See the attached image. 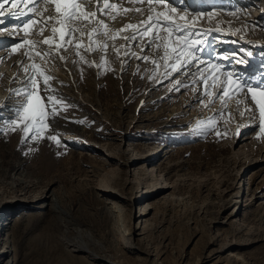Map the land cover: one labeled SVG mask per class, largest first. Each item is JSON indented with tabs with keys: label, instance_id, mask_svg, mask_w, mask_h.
<instances>
[{
	"label": "rangeland",
	"instance_id": "obj_1",
	"mask_svg": "<svg viewBox=\"0 0 264 264\" xmlns=\"http://www.w3.org/2000/svg\"><path fill=\"white\" fill-rule=\"evenodd\" d=\"M221 1L202 13L208 0H172L204 14L188 21L204 33L192 37L204 42L193 61L212 57L239 80L264 82V0ZM42 3L21 22L0 11V56L9 52L0 59V264H264V134L241 95L213 94L200 68H165L168 33L141 37L135 6L99 26L56 11L44 20L53 7ZM61 27L64 43L52 31ZM29 88L47 129L17 120L28 99L14 93Z\"/></svg>",
	"mask_w": 264,
	"mask_h": 264
},
{
	"label": "snow or ice",
	"instance_id": "obj_2",
	"mask_svg": "<svg viewBox=\"0 0 264 264\" xmlns=\"http://www.w3.org/2000/svg\"><path fill=\"white\" fill-rule=\"evenodd\" d=\"M24 2H27V0H24ZM41 2H43V0H41ZM52 2L55 4L56 12L58 14L64 16L65 23H67L68 21H71L72 19H76V18L82 17V18L87 19L89 15H91L93 17L95 16V13L88 14L86 12H81L80 11V4L77 3L76 0H52ZM147 2L149 4H151L153 2V0H147ZM155 2L158 4H163V3H165V0H155ZM12 6L16 7V4L13 3ZM105 6H107V5H105ZM0 8H3V5H0ZM137 11H139V9H137ZM171 11H172V13H175L176 9L172 8ZM0 14H2V13H0ZM155 16L156 17H163V21H161L158 18H154L153 16H149L148 22L154 21V23L152 24L151 27H145V29L142 32H140L139 35L141 37L144 35H148L152 31V28H157V29L163 28V30L168 33L167 43L165 45H163L165 50H164V55H163L162 59L165 61V68L171 67V69L173 71L180 72V71H182L184 66L188 65L189 63H191L196 58L195 53L198 50V46L201 45L202 43H204L201 40H193L192 37L194 35L203 36L204 33H193L191 31H189L187 23H185L183 25L178 24L175 21V19L171 18L167 13L159 12V13H156ZM49 19H52V18L50 17ZM180 19L184 20L185 18L180 17ZM148 22H145V24H147ZM35 23H36L35 20H31L28 22V24L25 25V27L27 28L28 25L35 24ZM57 23H59V21H57ZM98 23L103 24L102 21H98ZM104 27H107V25H104ZM133 27H137V26H133V25L127 26V28H133ZM52 31L54 34L59 32L61 41L64 40L65 31H64L63 27H61L59 29L53 28ZM180 33H185V34L181 35ZM68 35L70 36L71 32H69ZM135 38L136 37H132V39H135ZM173 38L175 39V41H184L183 45L180 46L178 44H173ZM154 39H163V38L159 37V33L157 32V35ZM32 43L34 44V42H32ZM43 43L52 45L53 41L52 40H44ZM150 43H152V42L150 41ZM155 46L157 48L161 47L160 44H156ZM56 47L59 48L60 45H57ZM76 47L79 48V47H81V45L78 44V45H76ZM18 48H19V45H16L13 47L12 51L15 52ZM25 55H28V54L25 53ZM36 55H41V53L37 52ZM43 55H50V53H44ZM248 55H251V53H248ZM173 57H174V62L171 65H169L168 61L170 59H172ZM61 59H64V57H61ZM142 59L147 60L148 58L144 57ZM221 59H230V57H221ZM236 62L245 63V61L239 60V59H237ZM152 63L156 64V66L159 67V64H157L156 61H152ZM211 67L213 69H219L221 66L220 65H211ZM33 68L35 70V65L33 66ZM221 74H223V73H221ZM166 75H167V73H166ZM209 75L211 76L212 73H209ZM154 78H155V73H154L153 77H151L150 79H154ZM43 79H44L45 84H47V81L49 79H51V77L44 75ZM201 79H204L203 73H201ZM217 79L218 78L213 79V87H215ZM226 80L228 81V87H230L232 84H236V87L240 91L245 92V89H246L245 95L250 93L251 99L256 101V104L259 106L260 119L262 121V123L259 125V129H260V132L262 134H264V100L258 99V97H264V82L256 81V85L253 86L250 83L240 81L239 77H234L232 73L226 74ZM35 83H36V81H35L34 77H29L28 84H35ZM175 83L179 84L180 81L177 80V81H175ZM205 87L207 89V85ZM19 94L25 95L26 99H28V105L22 106L20 109L17 110V120H20V119L31 120L34 124H40L45 129L49 128V125H47L45 122L46 121L45 110L43 108H39V107L33 108V106H32V90H31V88H29L28 91L24 92V93H20V92L14 93V95H19ZM238 94H239L238 92L234 91L232 93V96H235ZM218 95L219 96H229L227 88L226 87L222 88ZM231 98L232 97L229 96V99H231ZM42 99L43 98H41L39 96L35 97L37 104ZM48 99L54 105L56 103H58V101L56 100L55 97H49ZM238 103H239V101H238ZM247 110L249 112L251 111L250 108ZM52 111L55 114V112H56L55 107L53 108ZM17 120H13V121H11V123L16 124ZM28 131H29V129L27 128V126H25V128H24L25 135H27ZM217 135H220V133L217 132ZM50 139H52L53 141H55L59 145L60 140L57 138V135H55V134L52 135L50 137Z\"/></svg>",
	"mask_w": 264,
	"mask_h": 264
},
{
	"label": "bare ground",
	"instance_id": "obj_3",
	"mask_svg": "<svg viewBox=\"0 0 264 264\" xmlns=\"http://www.w3.org/2000/svg\"><path fill=\"white\" fill-rule=\"evenodd\" d=\"M126 1H128L127 2L128 6L126 5ZM178 1L179 0H176V2H178ZM227 1H229V0H227ZM40 2H41V0H27V2H24V0H0V5H3V8H0V11L2 10V12H5L3 14V16H1V18L2 17L7 18V16H10V17H12L13 21H16L14 19H18L20 17L19 21L21 22V21H23V19L25 17H28V15L31 13V11H35V7L38 6V4ZM76 2L80 4V11L81 12H86L88 14L95 13L94 17L89 15L86 20L87 21H88V19H90L91 21L94 20V22L97 25H99V26L103 25L105 22H107L106 19H104V17H106L107 19H111V15H112L113 12L114 13L118 12V14H119V12L123 11V8L128 9L129 6H132V8L135 6L134 9H139V11L142 13L144 19L142 20V24L141 25L144 26V27H149L151 24L154 23V21L148 22V17L149 16H153L154 18H158L161 21H163V17H156L155 16V14L159 13V12L167 13L171 18L175 19V21L177 23H182V24L187 23V25H189L188 24L189 20H197V19H200V18L204 17V14H197L196 16H194V15H190V14L181 12V10H179L177 8H175L176 12L172 13L171 9L174 8L173 5H171V4L174 3V2H172V0H165V3H163V4H158V3L155 2V0H153V2L151 4H149L147 2V0H76ZM208 2L209 3L207 5H205V7H204V4H200V7L196 8V9H199V10L203 9V10H201V12L204 13V10H206L209 7V4L211 2H213V0H208ZM214 2L221 3L222 1L221 0H214ZM13 3L16 4V7L12 6ZM44 3H49L50 7L51 6L53 7V10H52V8L49 7L51 9L50 11L52 13L49 12V15L47 14L48 16H45V18H44V20L48 21L49 18L56 11L55 10V4L52 2V0H43L42 5ZM179 4H186L188 6L190 4V0H180ZM105 5H107V6H105ZM194 7H197V6H194ZM47 13H48V11H47ZM255 15H258V13H256ZM114 16H117L116 13H115ZM180 17H184L185 19L184 20L180 19V21H181L180 22V21L177 20ZM84 19L85 18H82V17L81 18H76L75 21L78 22V21H82ZM19 21H18V23H19ZM98 21H102L103 24L98 23ZM145 22H148V23L145 24ZM1 23H2V21H0V24ZM135 24H137V22L134 23V25ZM144 27H143V29H144ZM135 29H137V28H135ZM63 43H64V41H63ZM50 52H52V55H51L52 58H54V57L58 56L59 54H61V52L59 50H50ZM8 53L9 52H6V53H4V55H6ZM4 55L0 56V59L3 58ZM208 57H206V58H208ZM60 60H61L60 63H62V65L65 67L64 64H66V62H65L66 59H61L60 58ZM205 60L206 59H200L199 58L195 62L192 61L190 64L184 66L183 67L184 70H182V75L190 76L192 74V72H191L192 68H194L193 71H196V70H198L200 68L201 71L198 74L199 76L201 75V73H203L204 77L208 76L207 80H212L211 78H218L215 87L212 86V88H214V91L212 92L213 94L216 93L218 90L221 91V89L225 88V87L227 88L229 96L232 95V93L234 91L238 92L241 95L240 96L241 98H239V101L243 105L246 106V110L249 109V108L251 109L250 112L248 110H247V112H249L251 115H257V117L260 118L259 106L256 104V101L251 99V94L248 93L247 95H245L246 89H245V92H242L236 87V84H234L235 87H233L232 85L230 87H228V81L226 80V74L227 73H231L232 71H230V72L225 71V70H228V68L226 67L224 62L219 63L218 61H215V59L212 58V57H209L207 61H205ZM10 62L11 63H16L18 65V64H20L22 62V58L16 56V57H13ZM214 62H217L218 64H221L224 69H220V68L219 69H215V70H213L211 72L212 76H210L209 75L210 67H211V65L215 64ZM57 63H59V62H57ZM205 64H206V66H204ZM249 71H252V68ZM221 73H223V74H221ZM192 79H189V80H192ZM201 81H200V83H201ZM240 81H244V80L240 79ZM196 82H197V80H196ZM202 82L205 83L207 81L203 80ZM244 82L251 84V81L249 79L245 80ZM204 85H206V84H204ZM195 86L200 87L201 85L199 83H196ZM197 87H195V89H197ZM200 93H201V91H200ZM258 99L264 100V97H258ZM232 101H235V100H231V102ZM37 185H40V184L39 183H37V184L34 183L33 186H28L27 188L28 189H31L33 187L36 188ZM27 194H29V192ZM18 202L19 201L17 200V203ZM7 203L8 204H14L16 202L15 201H11V202H7ZM2 204H4V203H2V201L0 200V206H2ZM128 235H131V233H129Z\"/></svg>",
	"mask_w": 264,
	"mask_h": 264
}]
</instances>
